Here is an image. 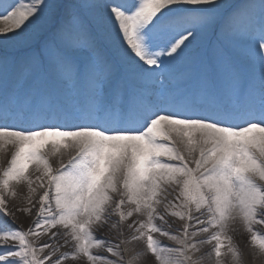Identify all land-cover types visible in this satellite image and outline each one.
Segmentation results:
<instances>
[{
    "label": "snow or ice",
    "instance_id": "1",
    "mask_svg": "<svg viewBox=\"0 0 264 264\" xmlns=\"http://www.w3.org/2000/svg\"><path fill=\"white\" fill-rule=\"evenodd\" d=\"M0 25V264H243L241 230L264 254V0H30Z\"/></svg>",
    "mask_w": 264,
    "mask_h": 264
},
{
    "label": "bare ground",
    "instance_id": "2",
    "mask_svg": "<svg viewBox=\"0 0 264 264\" xmlns=\"http://www.w3.org/2000/svg\"><path fill=\"white\" fill-rule=\"evenodd\" d=\"M9 2H11V3H29L30 0H0V5H3L5 3H9ZM233 2H243V0H233ZM254 2L258 4L259 0H254ZM0 26H3V25H0ZM183 71H184V69L177 70L174 73V75L179 77ZM11 151H12V149L9 146V148L5 152H0V169L7 166V161L10 159ZM66 159H67V155H65V160ZM52 162H53V166L56 167L57 166L56 165V158H52ZM26 194H27L26 187H24L23 185L19 186V188H18V199L15 201V203H19L20 202L19 198H22ZM32 219H33V217H28V216L21 214L19 216V220L15 226L16 227H23L25 230H27V228L31 224ZM236 227L239 229L240 225L237 224ZM255 227L264 229V226H262V225H256ZM97 235L104 237V238H108V239L113 238V234L108 232V231H103V232L97 233ZM233 239L243 254V264H264V254H260L258 252V250H254L250 246V244L248 243L249 234L247 232H244L241 230L238 234L233 233ZM163 243L164 244H170L171 242L167 241V240H163ZM126 247L129 249V251L127 253H125V257L131 258L135 253H137L141 250L143 245H142V242H133V243L126 245ZM94 252H97V254H100V255H108L107 253L103 252L102 250H94ZM147 264H151V261H148ZM225 264H228V263L225 261Z\"/></svg>",
    "mask_w": 264,
    "mask_h": 264
},
{
    "label": "rangeland",
    "instance_id": "3",
    "mask_svg": "<svg viewBox=\"0 0 264 264\" xmlns=\"http://www.w3.org/2000/svg\"><path fill=\"white\" fill-rule=\"evenodd\" d=\"M225 261H226L228 264H231L230 257H225Z\"/></svg>",
    "mask_w": 264,
    "mask_h": 264
}]
</instances>
